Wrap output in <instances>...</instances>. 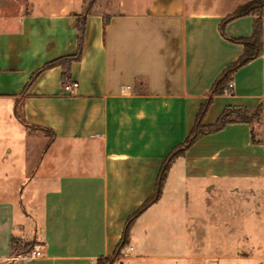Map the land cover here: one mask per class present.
I'll use <instances>...</instances> for the list:
<instances>
[{
  "label": "crops",
  "instance_id": "obj_1",
  "mask_svg": "<svg viewBox=\"0 0 264 264\" xmlns=\"http://www.w3.org/2000/svg\"><path fill=\"white\" fill-rule=\"evenodd\" d=\"M89 1L0 0V264H95L112 254L216 77L243 53L219 26L249 0H96L66 83L78 86L64 89L62 66L29 83L45 63L76 54L77 16ZM254 18L230 21L226 34L249 36ZM232 84L204 124L226 107L262 104V140L252 142L246 122L200 137L135 221L125 264H264V54ZM160 204L173 234L162 255H148L135 232ZM219 216L226 233L210 240L205 231L218 228ZM14 239L40 256L18 253Z\"/></svg>",
  "mask_w": 264,
  "mask_h": 264
},
{
  "label": "trees",
  "instance_id": "obj_2",
  "mask_svg": "<svg viewBox=\"0 0 264 264\" xmlns=\"http://www.w3.org/2000/svg\"><path fill=\"white\" fill-rule=\"evenodd\" d=\"M96 0H90L82 14L77 16V29H78V48L74 55L64 56L58 59L51 60L45 63L41 68H39L29 83H31L41 71L54 67L62 66L63 68V81L64 84L68 82L70 76V65L74 60H80L82 55V50L84 47V37H85V24L87 16L92 12V8ZM253 15L255 16L252 24V32L247 37L234 38L226 34V25L239 17ZM263 15H264V0H249L248 2L238 6L232 13L225 16L219 26L220 33L225 38L230 41L239 43L243 47V53L235 61L230 62L222 72L216 77L213 82L206 101L201 105L194 126L192 127L188 137L180 144L176 145L164 159L162 166L160 168L155 188L153 193L143 202V204L132 213L126 222L124 232L118 244L116 245L112 254L107 256H100L95 264H114L115 259L122 256L126 247L131 245V230L135 221L154 203H156L162 195L163 188L168 178L170 168L173 163L183 157L188 151V149L202 136L214 133L226 127L230 123L235 122H246L253 126V122L256 119L262 118L263 105L259 104L254 110H248L246 108L239 107H226L216 122L212 124H204L205 115L212 104L214 97L217 95L225 94L232 90L229 84L232 83L234 74L239 68L246 65L250 61L264 54V37H263ZM108 22L106 18L105 23ZM33 129H36L33 127ZM42 133L49 137V142L54 138V133L51 130L37 128ZM260 140L256 139V136L252 130V142L257 143ZM14 249L18 250V253H30L33 249L31 243L20 242L18 240H13Z\"/></svg>",
  "mask_w": 264,
  "mask_h": 264
},
{
  "label": "rangeland",
  "instance_id": "obj_3",
  "mask_svg": "<svg viewBox=\"0 0 264 264\" xmlns=\"http://www.w3.org/2000/svg\"><path fill=\"white\" fill-rule=\"evenodd\" d=\"M22 3L23 0H17ZM262 125H263V115L261 119H256L253 122L254 127V134L256 136V139L262 140ZM6 140L1 141L2 144L0 148H3V146L6 144ZM3 154V151L0 150V155ZM232 184L228 185V188H224L222 191L223 193L229 191V187ZM225 191V192H224ZM191 193V191L189 192ZM229 201V200H228ZM164 207L162 204L157 205L154 207V209L147 215H145L140 222L139 228L142 230H138L135 232V236H137L138 240V246L139 250L142 251V253H146L148 255H154V256H160L163 253V245L165 238L171 237V234H173V231L165 230L164 227V218L166 216L163 215V210L159 209ZM220 223L218 224V228H211L210 231H205V234L208 235L210 240H216L220 239L223 234L226 233L225 226L226 224H223L224 222H221L222 216H219ZM213 227V226H212ZM216 227V226H214ZM217 235V236H216ZM219 235V236H218ZM130 247V246H129ZM127 248H125L124 253L122 256H119L115 259L114 264H125L127 261ZM191 247L187 248L188 253H194L193 249L191 250ZM208 249V248H207ZM211 249V248H209ZM223 248H219L220 251ZM205 252V250H204ZM128 264H172L168 263L165 260H162V258H155V259H149L148 261H138L135 263H128Z\"/></svg>",
  "mask_w": 264,
  "mask_h": 264
},
{
  "label": "built area",
  "instance_id": "obj_4",
  "mask_svg": "<svg viewBox=\"0 0 264 264\" xmlns=\"http://www.w3.org/2000/svg\"><path fill=\"white\" fill-rule=\"evenodd\" d=\"M77 86H78V83L73 82V83H69V84L64 85V89L69 91L72 88L77 87ZM232 86H233V84L230 83L229 87H232ZM24 256L26 258H36V257L40 256V252L34 249L30 253L25 254Z\"/></svg>",
  "mask_w": 264,
  "mask_h": 264
}]
</instances>
